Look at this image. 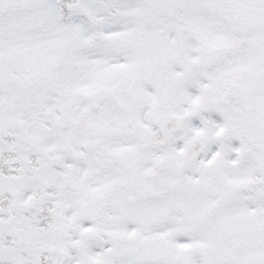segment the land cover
I'll return each mask as SVG.
<instances>
[{
    "label": "snow or ice",
    "instance_id": "snow-or-ice-1",
    "mask_svg": "<svg viewBox=\"0 0 264 264\" xmlns=\"http://www.w3.org/2000/svg\"><path fill=\"white\" fill-rule=\"evenodd\" d=\"M0 264H264V0H0Z\"/></svg>",
    "mask_w": 264,
    "mask_h": 264
}]
</instances>
